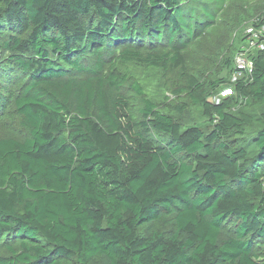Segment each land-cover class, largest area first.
<instances>
[{"label": "trees", "instance_id": "1", "mask_svg": "<svg viewBox=\"0 0 264 264\" xmlns=\"http://www.w3.org/2000/svg\"><path fill=\"white\" fill-rule=\"evenodd\" d=\"M224 3L0 0V120L27 132L0 136V264H264V49L219 104L189 77L209 127L137 121L119 72L184 67Z\"/></svg>", "mask_w": 264, "mask_h": 264}, {"label": "rangeland", "instance_id": "2", "mask_svg": "<svg viewBox=\"0 0 264 264\" xmlns=\"http://www.w3.org/2000/svg\"><path fill=\"white\" fill-rule=\"evenodd\" d=\"M217 8V17L213 26L200 36V40L191 45L184 54V67L168 70L137 64H120L119 72L126 74L128 83L123 89V95L129 98L135 119H141L140 110L144 107V99L159 104L160 108H175L171 112L176 119L186 125L209 127L210 120L203 113L201 106L191 103L188 96V79L195 77L210 92L213 83L221 82L217 95L220 98L224 90H232L230 82L234 83L237 73V59L242 47L253 34H261L263 30L257 27L264 16V0H225L223 6L211 5ZM229 61V62H227ZM114 65L108 63L106 70ZM232 70H235L232 72ZM135 85L143 93L139 94ZM175 91H180L176 93ZM185 105L184 112L177 111ZM239 106H235L238 113ZM243 108V107H242ZM249 111H260L261 108H246ZM0 120V136L10 133L19 138L27 135L20 127V120L14 107L6 109ZM1 255V254H0Z\"/></svg>", "mask_w": 264, "mask_h": 264}, {"label": "built area", "instance_id": "3", "mask_svg": "<svg viewBox=\"0 0 264 264\" xmlns=\"http://www.w3.org/2000/svg\"><path fill=\"white\" fill-rule=\"evenodd\" d=\"M263 32L261 34H253L251 37L247 39L246 46L242 47L240 55L237 59V73L234 77V82L238 81L245 74H251L254 69V61L252 59V53L254 50H263L264 49V24L261 26ZM251 55V56H250ZM230 94L227 92H222L220 98L215 97L217 104L221 102L223 97H227L232 94V90H228Z\"/></svg>", "mask_w": 264, "mask_h": 264}, {"label": "bare ground", "instance_id": "4", "mask_svg": "<svg viewBox=\"0 0 264 264\" xmlns=\"http://www.w3.org/2000/svg\"><path fill=\"white\" fill-rule=\"evenodd\" d=\"M223 92H227V94H230V92H228V89L227 90H224Z\"/></svg>", "mask_w": 264, "mask_h": 264}]
</instances>
